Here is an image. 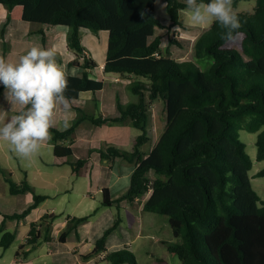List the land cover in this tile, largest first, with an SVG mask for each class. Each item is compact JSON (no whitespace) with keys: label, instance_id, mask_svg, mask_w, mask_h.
I'll return each instance as SVG.
<instances>
[{"label":"trees","instance_id":"trees-1","mask_svg":"<svg viewBox=\"0 0 264 264\" xmlns=\"http://www.w3.org/2000/svg\"><path fill=\"white\" fill-rule=\"evenodd\" d=\"M241 0H233L238 3ZM210 2V0H206ZM11 12L19 7L23 20L69 27L68 48L75 54L69 62L80 74L67 73L66 96L78 99L81 92H99L105 80L92 76L99 67L88 56L83 43V29L108 30L109 40L105 72L147 77L129 84L137 101L117 100L119 114L96 115L78 107V115L66 131L51 129L50 141L57 157L67 158L75 171L87 159H72L73 135L77 127L89 120L96 125H115L130 120L142 130L128 150L114 142L100 148L103 160L110 163L122 158L134 164L125 194L113 197L103 188V206L122 200L134 201L148 195L144 209L169 217L178 242L168 245L181 264H264V200L255 190L250 170L254 160L247 151L239 131L258 132V160L264 159V0H257L252 12H237L242 27L233 42L221 38L218 24H212L194 44V56L210 55L213 62L202 68L193 59L179 60L171 49L163 47L159 27L182 25L184 0H166L170 24L159 18L156 0H0ZM177 43L171 38L170 44ZM74 77V78H73ZM2 88L0 89L1 94ZM157 101L165 106V127L146 151L151 139L148 126L151 109ZM68 142V143H67ZM13 194L34 192V199L22 212L4 214L6 219H24L47 195L35 192L28 178L16 182L11 172L0 168ZM256 176H264V169ZM1 211V210H0ZM2 213V212H1ZM91 215L70 217L59 236L65 242L73 230ZM54 213H47L31 223L30 237L17 255L29 254L43 241H51ZM116 220L97 241L90 259L107 250L108 234L120 224ZM0 226V245L8 249L17 234ZM103 259L111 264H137L133 251L107 252Z\"/></svg>","mask_w":264,"mask_h":264},{"label":"rangeland","instance_id":"rangeland-1","mask_svg":"<svg viewBox=\"0 0 264 264\" xmlns=\"http://www.w3.org/2000/svg\"><path fill=\"white\" fill-rule=\"evenodd\" d=\"M4 5V4H3ZM257 5V0H241L238 3H233V8L236 12H252ZM19 8V7H18ZM157 15L161 20H164L167 25L170 24V15L167 11L166 0H156ZM186 17L182 11V25L172 27H159L156 35L163 36L165 50L171 49V54L176 58L183 60L193 59L202 68H208L212 62L213 57L208 55L203 59L194 56V44L198 38L209 27H202L191 22L185 23ZM32 26L42 24L39 22H29ZM46 25V24H43ZM47 27L49 25H46ZM68 27V26H67ZM39 39V34L43 37V33H35ZM52 36V33H51ZM50 36V37H51ZM84 45L86 50L93 54L94 59L98 62L104 59L107 55V47L109 40L108 30H92L83 29ZM177 40V43L170 44V40ZM36 39L33 37V40ZM45 44L42 39V45ZM47 45V43L45 44ZM48 46L47 48H49ZM64 53H69L67 47ZM71 54V53H70ZM60 61V59H59ZM64 69L68 65L62 66ZM70 68V67H68ZM70 69L78 70L77 67ZM71 72V71H70ZM105 72L97 67L92 70V76L102 78L105 80L104 89L99 92H93L91 95L96 99L89 101L92 105L91 110L93 113L100 114L102 110L100 100H103L107 111H111V106L114 98L120 99L124 103L130 101H137L139 96L134 93L130 87V82L133 79H140L148 81L149 79L144 76L133 75V78L124 77L121 81L115 80V75H107ZM90 95L85 94L83 100H87ZM166 123L165 106L163 101H157L151 109V117L148 122L151 128V139L144 145V150L149 151L160 137ZM90 129L93 132L91 136H85L83 130ZM89 133V132H88ZM142 130L133 126L130 120L122 122L117 125H96L91 121H86L80 131L73 136V149L74 155L72 158H89L85 165L80 168V172L75 171L73 165L70 163L56 164L57 157L54 152V145L52 143L44 144L40 153L31 158V160H23L13 152L10 146L5 143L6 148L0 149V168L11 172L12 179L16 182H21L28 178L38 194L47 195L48 198L40 203V208L34 210L31 215V220H39L42 216L48 213L51 209H57L58 217L55 219L56 227L61 226L62 222H66L67 217L91 215L88 220L82 222L79 227L81 237L90 239V245L93 247L97 241L106 233V231L115 224L116 220L122 219L119 223L122 226L113 229L108 234L106 245L113 243H122V241H129L127 245L110 247V252L120 249H128L133 251L137 256V264H181V259L169 250L168 245L172 242L180 241L173 232V228L169 222V217L161 213L144 212L138 219L131 216L130 211L127 213L121 210V216L117 212L118 209L113 208L112 213L109 206H103V192L102 185L108 183L115 175L111 170V165L108 164L100 156L99 149H91L93 146L106 143L107 139L110 142H115L122 147L131 150L134 145L135 137L141 134ZM240 138L246 143L247 151L251 158L254 160L253 168L250 170L253 186L255 190L261 195L264 200V176H256V174L264 169V159L258 160V132L241 129L239 131ZM90 138V139H89ZM103 168V175H100L99 167ZM123 181V180H122ZM129 185L130 179L126 181ZM10 183H5L6 191L0 192V208L3 212H21L28 206L30 200L25 202H17L15 194L8 191ZM126 184L118 187L119 194H123L127 190ZM9 198L8 199V193ZM34 192L29 191L28 196L31 200L34 198ZM147 194L141 197L140 202H144ZM8 204H5V202ZM98 207V208H97ZM97 209L96 211L94 209ZM62 209V210H60ZM154 216L156 220L154 225L146 224V218ZM144 223L143 232L137 236L141 223ZM58 224V225H57ZM29 226V224H28ZM122 227V228H121ZM21 232H18V242L21 241ZM74 231V230H73ZM77 231V230H76ZM55 232V231H54ZM53 232V233H54ZM62 231L58 233V237ZM30 237V236H29ZM58 240V239H57ZM78 240V235L75 233L70 237V242L73 243ZM60 241V240H59ZM59 241H43L40 246L34 248L30 253L29 261L31 264H63L58 262L56 253L62 254L65 259V264H77L74 254L67 253L68 245L62 244ZM89 247V245H87ZM17 245H13L8 249H3L6 252L5 259L8 255H15ZM26 248H30L27 246ZM95 248V247H94ZM89 249L82 250L87 252ZM64 252V253H62ZM92 252V251H91ZM89 253V252H88ZM86 254V253H85ZM106 252L99 255H94L93 260L88 264H111L107 259H102L106 256ZM16 256V255H15ZM77 256H80L77 254ZM86 261V258L81 257ZM92 258V257H91Z\"/></svg>","mask_w":264,"mask_h":264},{"label":"clouds","instance_id":"clouds-1","mask_svg":"<svg viewBox=\"0 0 264 264\" xmlns=\"http://www.w3.org/2000/svg\"><path fill=\"white\" fill-rule=\"evenodd\" d=\"M185 23L209 27L218 24L221 38L233 42L242 27L233 0H184ZM54 48L33 46L15 62L0 56V86L9 109L16 112L8 117L0 112V142L7 143L11 150L23 160H31L40 153L44 144L52 137L51 129L66 131L71 127L69 113L72 104L66 96L69 77L57 62ZM74 78V77H73Z\"/></svg>","mask_w":264,"mask_h":264},{"label":"crops","instance_id":"crops-1","mask_svg":"<svg viewBox=\"0 0 264 264\" xmlns=\"http://www.w3.org/2000/svg\"><path fill=\"white\" fill-rule=\"evenodd\" d=\"M8 16H9L8 7L6 5H3L0 3V56H4L7 60H9L11 62H15L19 59L20 56L24 55L26 53V51L29 50L33 46H40V47H43L46 49L48 46H50L49 48H54L57 52V57H56L57 62L61 66L68 65V67L71 68V66L69 65V62L75 58V54L68 48V35H69V31H70L69 27H67L65 25H52V26L49 25L47 27L46 26L47 24L46 25L37 24L38 26H32V24H28L27 20H23L20 17V8H18V7L15 8L11 12V19L10 20L8 19ZM176 26H178V25H176ZM37 32L43 33V37H41V35L39 34V39H38L37 35L35 34ZM51 33H52V36H51ZM33 37L36 39L33 40ZM42 39H43V42L45 44L47 43V45H45V44L42 45ZM83 43H84V38H83ZM162 45H163V47H165L164 42L162 43ZM66 47H67L69 53L65 54L64 51L66 50ZM85 50H86V48H85ZM86 53L88 56H91L94 58L93 54H91L90 51L86 50ZM106 57H107V55H106ZM106 57H104V59L101 60L100 62H98L95 59L97 61V63L99 64L100 69H102L104 72H105L104 66H105V62H106ZM181 58H177V59L183 60ZM59 59H60V61H59ZM68 67L66 69H64L66 71V73H71V74H80L81 73V70L78 73V70L70 69ZM105 73L107 75L114 74L116 81H121L124 77H128V76H129V78H133V75H128V76L127 75H121L120 73H116V72H105ZM1 88H2V91L0 94V112H7L8 117H11L12 115H15L16 112L9 109V106H8L7 102L4 100L3 95H2L3 87L0 86V89ZM91 93H93V91H83V92H81L80 97L78 99L70 100V102L72 104V108H71L70 112L65 113L63 111H60L57 115V120L60 121L64 115H70L72 118V122H73L75 117L78 115V109H77L78 107L82 108L84 111H86L88 113L96 114V113H93V111L91 110V107H90L92 104L89 101L96 100L91 95ZM85 94H89L90 96L88 98H86L87 100L82 101L83 96ZM97 105L102 106V110H101L100 114H103V115H117V114H119L116 97L114 98L112 106L110 108L111 111H107L108 109H106L103 100H100V104H97ZM96 115H98V114H96ZM86 121H89V120H84L77 127L75 133H77L78 130L80 131V129L82 128V126L84 125V123ZM72 122H71V124H72ZM105 125H109V124H105ZM115 125H117V124H115ZM57 127H60L59 123L57 124ZM93 132L94 131H92L90 129L83 130V133L85 136H87V134H88V136H91V134H93ZM109 140L110 139H107L106 142H110ZM48 143H52V142L49 140L45 144H48ZM72 143H73V141H72ZM101 146H102V144L97 145V146H93L91 149H93L95 151V149H99ZM5 148H6L5 143L0 142V149L4 150ZM90 158L91 157L86 158L87 161ZM66 159L67 158L57 157V160L55 163L58 165L65 163ZM72 159H75V158H72ZM105 161L108 162L107 160H105ZM108 164L111 165V170L115 175L113 176V178L111 180L107 181L108 183L102 185V192H103L104 187H109L110 193L112 194V196L117 198V197H120L123 194H125V193L119 194V191H118L119 186H121L124 183V184H126L125 186H127V189H128L129 185H127L128 183L126 181L128 178L131 181V174H132L135 166H134V164H131L122 158H118L113 163L108 162ZM102 166L103 165H101L99 167L100 175H103ZM5 183H9V182L6 180L5 175L1 173L0 174V192L6 191ZM8 191H10V184H9ZM8 191H7V193H8L7 197H8V199H10ZM28 193L29 192L15 194V197L17 198V202H19V203L25 202L26 203L28 200H30L28 205L31 204L33 202V200L30 199V197L28 196ZM146 198H147V196H146ZM140 200H141V197H138L136 200L131 201V202L125 199V200H122L120 203H114L113 205L109 206V209L112 213H114L113 208L116 207L118 209L117 212L119 213L120 216H121V214H120L121 210H124L127 213L130 211L132 217H135L134 215L136 214V217L139 219L142 214L144 217L143 210L145 212H147L144 209V202H140ZM102 202H103V200H102ZM0 204H1V201H0ZM5 204H8V202L6 201ZM38 208H40V206L36 207L34 210H37ZM0 210H1L0 211V226L3 224V222H5V224H4L5 230L16 232L17 237H16L14 243L12 244V246L17 245V247H18L17 250L15 251L16 256L15 255H8L7 259H5L6 252L3 251V248L0 245V264H31V261H29V256H30V253L34 249L29 254L26 255L23 253L25 252V250H28L30 248H25L22 251L20 256L17 255V251L19 250V248L22 244L26 243L28 237L30 236L31 223L34 221H37V219L36 220L30 219V215L34 210L24 219L18 220V219L8 218V219H6V221H4L5 220L4 214H12V213H15L18 211L3 212L1 208H0ZM60 210H62V209H60ZM94 210L96 211L97 209L95 208ZM57 212L58 211L55 208L48 211V213H54L58 217ZM150 213H153V212H150ZM149 216L152 218H146V224L154 225L156 222V220L153 218L154 216H151V215H149ZM69 219H70V216H69V218L67 217L66 222H62L61 226H58V227H56V229L53 230V232L54 231L55 232L53 233L54 238L52 239V241H56V242L59 241L58 233L60 231H63L66 228ZM55 221L56 220H54V226L56 224ZM28 224H29V226H28ZM120 226H122V224H119V227ZM144 226L145 225L142 222L140 227H139L137 236H140L141 232H143ZM22 229H24V231L21 235V241L19 243H17L18 242L17 241L18 240V232H21ZM79 229H81V228L78 227L77 231L76 230L71 231V233L67 237V240L65 242H62V244L68 245L67 253L74 254V257L76 259L77 264H88L89 262H91L93 260V257L90 259H87L86 261L82 260L81 257L85 253L88 254V252L90 253L91 251H93L95 246L93 247L92 245H90V241H89L90 239H88L87 237H81ZM75 233L78 235V240H76V241L74 240L75 242L71 243L70 237L72 235H74ZM59 242H61V241H59ZM128 242L129 241H122V243L116 242V243H113L111 245L107 244V250L108 251H106V253L111 251L110 247H113L114 245L115 246L127 245ZM40 245H38V246H40ZM87 245H89V247H87ZM86 248H88L89 250L87 252L82 253L81 249L85 250ZM62 253H64V252H62ZM77 254H79L80 256H77ZM61 255L62 254L56 253V257L60 256V257H58L57 261L60 263L63 262V264H65L64 263L65 259L62 258Z\"/></svg>","mask_w":264,"mask_h":264}]
</instances>
